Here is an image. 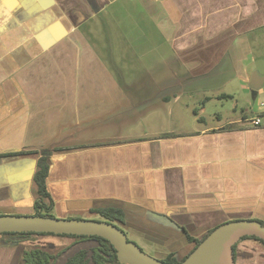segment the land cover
Here are the masks:
<instances>
[{"label": "crops", "instance_id": "1", "mask_svg": "<svg viewBox=\"0 0 264 264\" xmlns=\"http://www.w3.org/2000/svg\"><path fill=\"white\" fill-rule=\"evenodd\" d=\"M263 29L264 0H0V216L35 215L47 150L59 219L117 207L124 226L199 238L264 221ZM25 249L0 237V264Z\"/></svg>", "mask_w": 264, "mask_h": 264}, {"label": "water", "instance_id": "2", "mask_svg": "<svg viewBox=\"0 0 264 264\" xmlns=\"http://www.w3.org/2000/svg\"><path fill=\"white\" fill-rule=\"evenodd\" d=\"M263 86L264 76L254 73L249 82L253 94ZM2 233L96 236L113 246L120 264H167L145 254L137 244L128 240L121 229L105 221L1 215L0 234ZM243 237H256L264 242V226L257 220L249 219L225 222L216 227L178 264H235L233 246Z\"/></svg>", "mask_w": 264, "mask_h": 264}, {"label": "rangeland", "instance_id": "3", "mask_svg": "<svg viewBox=\"0 0 264 264\" xmlns=\"http://www.w3.org/2000/svg\"><path fill=\"white\" fill-rule=\"evenodd\" d=\"M255 45L253 49L254 60L256 63L255 69L258 71L264 72V29L258 33V37L255 39ZM227 103H231L230 100H226ZM253 107V102L251 104ZM251 107V109H252ZM239 111V108H238ZM248 114L252 115L247 108L246 111ZM206 120L213 121L211 116V107L209 108V114L205 116ZM29 213H23V209L12 213L14 216H29L30 212H33L30 209H26ZM53 215V213H52ZM54 216V215H53ZM196 221L203 218V215H195ZM248 216V215H246ZM245 218V215H227L225 220H240L238 218ZM56 218V217H55ZM91 220L98 219V217L93 216L89 217ZM84 219V218H82ZM88 219V218H86ZM89 220V219H88ZM199 222V221H198ZM229 222V221H226ZM225 223V222H224ZM223 224V223H222ZM176 225V224H175ZM189 226V225H188ZM120 229L126 234L129 241L139 244L142 251L148 256L155 258L157 260H163L166 251H174L176 257L181 259L186 256V252L183 250L184 241L187 242L185 236L179 225L171 227L169 229H156V230H140L136 229L134 225L128 223L125 226L119 225ZM188 233L196 238H199L205 230L189 228L187 229ZM183 238L180 240L179 237ZM21 243H25L26 250L32 248H39L56 259L50 261V264H63L64 261L71 257L79 248H86L93 243L90 242H80L77 239L71 237H59L54 235H32L28 236L27 239ZM188 243V242H187ZM189 245L192 243H188ZM194 246V244H193ZM162 253V254H161ZM236 259L235 264H264V246L259 242L253 241L251 239L241 240L236 243L235 251Z\"/></svg>", "mask_w": 264, "mask_h": 264}, {"label": "trees", "instance_id": "4", "mask_svg": "<svg viewBox=\"0 0 264 264\" xmlns=\"http://www.w3.org/2000/svg\"><path fill=\"white\" fill-rule=\"evenodd\" d=\"M50 151H41L40 158L37 161L36 171L33 177V182L36 188V201L34 204L35 215L42 217H54L53 201L46 189V179L49 171ZM91 213L97 215L98 219L95 221H105L112 223L117 226L125 224V213L121 208L107 207L92 209ZM256 220V219H255ZM261 225L264 226V221L257 220ZM218 227V226H217ZM216 228V227H215ZM208 230L201 238L197 239L192 237L185 228H181L186 240L189 243L194 244L192 251H194L198 245L206 239V237L215 229ZM32 235H53V234H42V233H2L3 241L7 244H19L27 239L28 236ZM59 237H71L77 239L80 242H90L93 245L86 248H79L71 257H68L63 264H120L116 257V250L106 240L96 236H70V235H54ZM251 239L259 242L264 246V242L256 237H243L241 240ZM129 240V239H128ZM141 249V248H140ZM142 250V249H141ZM191 251V252H192ZM236 244L233 246L234 261ZM190 252V253H191ZM189 255V254H188ZM187 255V256H188ZM187 256L182 259H177L175 254H168L161 262L167 264H178L182 262ZM56 258L50 255L48 252L39 249L32 248L26 250L23 254L21 264H50L51 260Z\"/></svg>", "mask_w": 264, "mask_h": 264}, {"label": "built area", "instance_id": "5", "mask_svg": "<svg viewBox=\"0 0 264 264\" xmlns=\"http://www.w3.org/2000/svg\"><path fill=\"white\" fill-rule=\"evenodd\" d=\"M260 106L263 107L264 104H260ZM260 122H261V117H260V115H256V116L251 120V125H252V126H257V125L260 124Z\"/></svg>", "mask_w": 264, "mask_h": 264}]
</instances>
